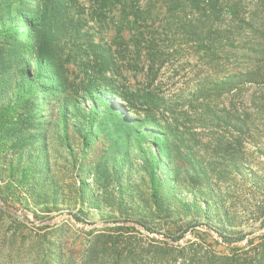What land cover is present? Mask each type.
I'll list each match as a JSON object with an SVG mask.
<instances>
[{
    "label": "rangeland",
    "instance_id": "374dc122",
    "mask_svg": "<svg viewBox=\"0 0 264 264\" xmlns=\"http://www.w3.org/2000/svg\"><path fill=\"white\" fill-rule=\"evenodd\" d=\"M141 1L144 5L145 0ZM227 1L238 6L240 23L231 22L223 7L216 16L210 13L203 19L202 30L205 35L211 32L213 39L218 28L222 37L203 47L193 42L184 45L186 40L175 32L179 12L170 15L176 21L172 29L166 27L169 17L159 16L157 38L167 49L165 66L154 87L169 106L176 105L185 113L179 119L180 142L174 145L182 175L171 179L170 185L164 184L159 205L152 197L149 164L137 144L130 145L122 167L104 164L100 141L82 153V135L73 127L80 119L70 118L72 127L66 136L59 107L53 104L49 108L51 101H46L48 119L43 133L35 128L25 134L29 137L33 133L35 144L16 154L0 147V200L12 209L30 212L38 223L65 218L55 225L41 226L29 216L0 206V264H81L91 238L85 232L92 231L84 227L101 230L105 228L98 226L104 224L134 222L141 226L142 230L134 227L137 231L116 236L118 242H129L132 250L144 252L139 255V264H149L147 253L154 250L149 239L168 238L178 245L190 242L196 244L194 249L221 255L227 250L214 240L243 247L248 238L264 233L260 227L264 220V108H260L264 106V0ZM185 14L188 20L195 16ZM109 34L112 31L96 38L108 39ZM7 53V41L0 34V59ZM6 72L0 74V114L8 103H14L21 82L15 65ZM128 79L136 86L143 80L134 75ZM230 79L231 85L222 87ZM204 84L211 88L203 97L200 87ZM251 96L256 98L257 107L251 104ZM233 97L236 108L255 120L251 134L256 145L245 141L248 135L243 137V147L231 144L238 134L222 123L226 120L219 119L235 116L230 105ZM205 98L213 103L214 114L206 125L196 113ZM81 103L82 109H90L89 101ZM252 108H257V113ZM140 144L147 153L153 148L152 138ZM188 151L201 165L215 167L203 183L185 179ZM26 170L30 173L24 181ZM221 171L224 174L219 179ZM84 184L87 190L81 195ZM193 230L207 232L210 237H197ZM102 260L99 257L93 264H106Z\"/></svg>",
    "mask_w": 264,
    "mask_h": 264
},
{
    "label": "trees",
    "instance_id": "16d2710c",
    "mask_svg": "<svg viewBox=\"0 0 264 264\" xmlns=\"http://www.w3.org/2000/svg\"><path fill=\"white\" fill-rule=\"evenodd\" d=\"M141 2L0 0V34L8 44V55L0 59V74L5 75L15 65L21 77L14 103H8L0 114V147L6 153L16 154L35 144L33 133L29 137L25 134L28 136L27 131L35 128L43 133L48 119L45 103L51 101L49 108L54 104L61 111L66 136L72 125L70 118L80 119L73 127L82 135V153L94 149V144L100 141L102 156L106 157L104 164L111 162L113 168H120L130 152V145L137 144L149 164L152 197L159 205L164 184L170 185L171 179L182 175L174 145L180 142L179 119L185 114L176 105L169 106L158 93V87H154L165 66L167 49L157 38L156 30L161 26L159 16L169 17L166 27L170 29L177 21L175 32L186 40L184 45L193 42L199 47L211 45L222 37L218 28L213 39L211 32L205 35L206 31L202 30L203 19L210 13L216 16L223 7L232 17L231 22L240 19L238 6L227 0H145L144 5ZM175 12H179L176 21L170 17ZM186 12H191L194 18L188 20ZM108 31H112L108 39L97 40L96 37ZM128 75L143 80L136 86L130 83ZM231 81H226L222 87L230 86ZM210 88L202 85L201 95H208ZM83 99L90 102V109L81 108ZM205 99L196 113L206 125L214 114L213 103ZM233 101L234 97L230 105L235 116L219 118L226 120L222 123L238 134L231 144L243 147L247 141L252 143L251 140L255 144L251 134L255 120L236 108ZM256 101L254 96L250 97L255 107ZM252 111L257 113V108ZM245 135H248L246 142ZM145 138H152L153 148L149 153L140 144ZM186 158L185 179L189 182L203 183L209 172L214 173L212 164L201 165L191 151L186 153ZM222 171L219 179L224 174ZM29 173L30 170H26L24 181ZM86 190L84 184L80 194ZM4 201L8 203V199ZM260 227L264 228V220ZM133 231L137 230L118 226L85 232L91 238L81 256V264H93L99 257L106 264H139V255L144 252L132 250L129 242L116 240L118 233ZM193 232L199 235L197 237L201 234L210 237L207 232ZM149 240L154 249L147 253L149 264H264V235L238 248L214 240L217 246L227 250L221 255L194 249L196 244L190 242L172 245L166 240Z\"/></svg>",
    "mask_w": 264,
    "mask_h": 264
},
{
    "label": "water",
    "instance_id": "95a60500",
    "mask_svg": "<svg viewBox=\"0 0 264 264\" xmlns=\"http://www.w3.org/2000/svg\"><path fill=\"white\" fill-rule=\"evenodd\" d=\"M0 206L4 207L6 210L8 211H11L13 213H16V214H22V215H25V216H29L31 218H33V220L37 222V219L33 216V214H31L30 212L28 211H25V212H20V211H17L15 209H12L11 207L9 206H6L1 200H0ZM71 217V216H70ZM65 217H62V218H59V219H56V220H52V221H48V222H44V223H38L39 225L43 226V225H55L57 223H59L60 221H62ZM72 218V217H71ZM116 226H126V227H135L139 230H142L141 226L137 223H134V222H122V223H119V224H104V225H100L98 226V228H108V227H116ZM86 230H93L97 227H92V228H87V227H84ZM264 233H262L261 235H263ZM255 236H252L248 239H251ZM247 239V240H248ZM164 240H166L167 242H169L170 244L172 245H178L176 242H174L173 240L171 239H168V238H164ZM220 241V243H223L220 239H218ZM246 240V241H247ZM229 247H233V248H238V247H241V244H228Z\"/></svg>",
    "mask_w": 264,
    "mask_h": 264
}]
</instances>
